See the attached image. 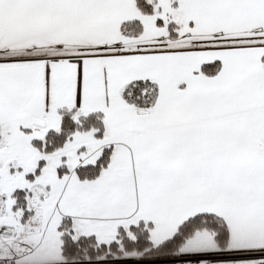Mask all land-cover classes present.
Masks as SVG:
<instances>
[{"label": "snow or ice", "instance_id": "6c2138e0", "mask_svg": "<svg viewBox=\"0 0 264 264\" xmlns=\"http://www.w3.org/2000/svg\"><path fill=\"white\" fill-rule=\"evenodd\" d=\"M0 264H264V0H0Z\"/></svg>", "mask_w": 264, "mask_h": 264}]
</instances>
